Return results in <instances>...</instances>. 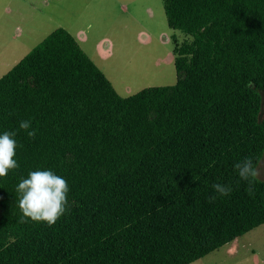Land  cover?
<instances>
[{
    "label": "trees",
    "instance_id": "trees-1",
    "mask_svg": "<svg viewBox=\"0 0 264 264\" xmlns=\"http://www.w3.org/2000/svg\"><path fill=\"white\" fill-rule=\"evenodd\" d=\"M162 3L191 37L172 85L121 96L63 27L0 77L18 164L0 177V264H189L264 224V180L250 195L233 167L264 154V0ZM34 170L68 183L54 225L20 222L16 188Z\"/></svg>",
    "mask_w": 264,
    "mask_h": 264
},
{
    "label": "rangeland",
    "instance_id": "rangeland-1",
    "mask_svg": "<svg viewBox=\"0 0 264 264\" xmlns=\"http://www.w3.org/2000/svg\"><path fill=\"white\" fill-rule=\"evenodd\" d=\"M58 27L121 96L174 84V46L191 39L168 26L162 0H0V77ZM257 166L264 180V154ZM189 264H264V224Z\"/></svg>",
    "mask_w": 264,
    "mask_h": 264
},
{
    "label": "clouds",
    "instance_id": "clouds-1",
    "mask_svg": "<svg viewBox=\"0 0 264 264\" xmlns=\"http://www.w3.org/2000/svg\"><path fill=\"white\" fill-rule=\"evenodd\" d=\"M31 129V130H30ZM19 130H24L27 136L35 138L36 129L31 127L30 120L19 122ZM16 132L5 131L0 134V177H5L10 169L18 167L16 159L17 143L14 137ZM239 179L247 182L246 191L254 193V182L261 176L259 167L252 157H245L233 165ZM215 193L228 196L232 189L229 185L214 183ZM19 194V209L22 213L20 222L29 218L33 222H45L49 226L67 211L69 186L67 181L52 170H34L28 173L27 178H22L16 188ZM213 196L211 199H215Z\"/></svg>",
    "mask_w": 264,
    "mask_h": 264
}]
</instances>
